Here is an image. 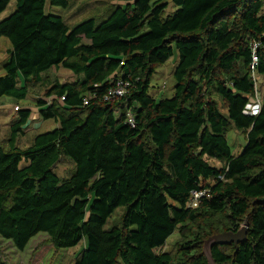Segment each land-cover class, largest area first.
<instances>
[{
	"label": "trees",
	"instance_id": "16d2710c",
	"mask_svg": "<svg viewBox=\"0 0 264 264\" xmlns=\"http://www.w3.org/2000/svg\"><path fill=\"white\" fill-rule=\"evenodd\" d=\"M11 1L0 0V15ZM172 2L165 14L167 0H115L71 27L47 10L69 0H15L0 20L11 43L0 99H26L53 68L78 77L38 100L55 128L19 147L32 110L18 107L9 147L0 144V237L16 249L45 233L57 248L85 240L73 264H209L206 238L248 222L246 240L215 245L213 257L264 264V104L245 111L255 74L264 75V0ZM174 55V94L156 98V67ZM120 78L130 91L105 100ZM232 122L248 130L238 155L226 136ZM62 158L75 165L69 176L55 170ZM200 189L209 195L187 206ZM118 208L121 221L107 226ZM179 226L176 252L158 251Z\"/></svg>",
	"mask_w": 264,
	"mask_h": 264
},
{
	"label": "rangeland",
	"instance_id": "374dc122",
	"mask_svg": "<svg viewBox=\"0 0 264 264\" xmlns=\"http://www.w3.org/2000/svg\"><path fill=\"white\" fill-rule=\"evenodd\" d=\"M168 6L165 14H169L175 10L172 0H167ZM69 7L63 9L60 7H47L48 11L61 14L64 20L72 27L80 21L91 16L100 17L104 15L115 3V0H69ZM16 5L15 0H12L6 10L0 15V20L8 16L14 11ZM264 13V3L261 10ZM11 43L6 37H0V74L3 73V63L9 58V51ZM177 55L168 59L164 64L156 67L151 80V94L156 97H171L174 94L176 80L174 77V69L177 64ZM46 79L50 80V84L38 83L31 87L29 96L20 102H15L10 98L0 99V144L8 148L11 137V124L13 119L18 117V107L23 109L29 107L32 112L29 124L25 128V132L18 138V146L26 148L33 142L35 134L51 130L57 126L54 119L45 120L44 124L39 127L35 125L43 123L40 116V108L38 106L39 98H45L51 102L53 97L46 95L47 89L51 83L58 81L63 83L65 81H74L78 79L77 76L70 73L69 70L63 68H53L44 73ZM256 90L251 97L253 102L262 106L264 104V75L255 74ZM11 121V122H10ZM10 123V124H9ZM248 130L239 129L232 122L227 131L226 136L232 148L234 155H238L247 142ZM209 163L220 166L221 163L215 159L207 158ZM74 163L68 158H62L56 164L55 170L58 174L69 176L74 169ZM123 208H118L113 216L109 219L107 226H111L121 221ZM180 226L170 236L166 244L159 248L158 251L176 252L177 244L182 240ZM220 232H215L217 234ZM213 234V235H214ZM207 239V238H206ZM85 248V240L79 244L69 248H57L49 240L45 233H39L29 242L25 250L20 251L16 249L12 243L0 237V260L7 264H73L79 252Z\"/></svg>",
	"mask_w": 264,
	"mask_h": 264
},
{
	"label": "built area",
	"instance_id": "2783aa9c",
	"mask_svg": "<svg viewBox=\"0 0 264 264\" xmlns=\"http://www.w3.org/2000/svg\"><path fill=\"white\" fill-rule=\"evenodd\" d=\"M131 87H132L131 81L120 78L116 82V84L111 89H109V91L105 95V100L116 101L126 96V94L130 91ZM61 99H63V97ZM84 102L87 103V99H85ZM259 110H260L259 104L251 100L250 103L247 105V108L245 111L248 114L256 115L259 112ZM128 122L131 125H134L135 123V119L132 113H129L128 115ZM205 195H209L207 189H200V190L192 191L191 196L189 200L187 201V206L194 207V208L198 207L201 202L202 197Z\"/></svg>",
	"mask_w": 264,
	"mask_h": 264
},
{
	"label": "water",
	"instance_id": "95a60500",
	"mask_svg": "<svg viewBox=\"0 0 264 264\" xmlns=\"http://www.w3.org/2000/svg\"><path fill=\"white\" fill-rule=\"evenodd\" d=\"M26 109V108H23ZM248 231V222H246L238 231H223L211 235L205 240L204 254L206 255L209 264H217L213 257V247L218 244L234 243L236 247L246 240Z\"/></svg>",
	"mask_w": 264,
	"mask_h": 264
},
{
	"label": "crops",
	"instance_id": "0c3cea01",
	"mask_svg": "<svg viewBox=\"0 0 264 264\" xmlns=\"http://www.w3.org/2000/svg\"><path fill=\"white\" fill-rule=\"evenodd\" d=\"M56 14H58V13H56ZM70 71V70H69ZM70 73L72 74V72L70 71ZM25 108H29V107H25ZM11 122V121H10ZM44 122H45V120H43V123H38V124H36L35 126L36 127H39V126H41L42 124H44ZM10 124V123H9Z\"/></svg>",
	"mask_w": 264,
	"mask_h": 264
}]
</instances>
